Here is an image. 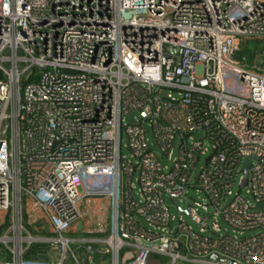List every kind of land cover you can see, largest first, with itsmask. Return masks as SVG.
<instances>
[{"label":"built area","instance_id":"built-area-1","mask_svg":"<svg viewBox=\"0 0 264 264\" xmlns=\"http://www.w3.org/2000/svg\"><path fill=\"white\" fill-rule=\"evenodd\" d=\"M250 40L262 51L238 58ZM95 197L106 238L78 230ZM24 199L51 236L19 221ZM259 204L264 0H0V264H80L83 246L110 264H264ZM38 239L53 261L26 258Z\"/></svg>","mask_w":264,"mask_h":264},{"label":"rangeland","instance_id":"rangeland-1","mask_svg":"<svg viewBox=\"0 0 264 264\" xmlns=\"http://www.w3.org/2000/svg\"><path fill=\"white\" fill-rule=\"evenodd\" d=\"M254 44H255L256 48L259 50V52H261L262 51V45L259 44V43H257V44L254 43ZM189 195L191 197H193V198H197L198 196L201 197V198L205 197V195L203 193H201V192L197 193L195 191H190ZM26 201H27V199H26ZM28 202H32V201L28 199ZM25 204H26V202H25V199H24L23 203L21 204L22 207L20 206L22 208V211L20 212V214L18 213L19 221H21L24 224V226L29 228L34 233V235H33L34 237H45V236H41L40 233L43 232V231H45V232L46 231L47 232L50 231L49 223L43 219V217H42L43 215H42L41 212L40 213L34 212L31 207H28L29 203H28V206H27L28 209L26 208V210H25ZM108 206H109V204H108ZM26 211H27V213H26ZM171 212H172V214L178 216V211L176 210V208L174 206H171ZM25 213L27 215H25ZM20 216H22V220H20V218H21ZM10 237H13V234H10ZM0 242L3 243L4 246L6 248H8L12 252L13 243H10V242L6 243V242H3V241H0ZM13 242L17 246H19L20 243H21L20 240L17 239V238L14 239ZM24 246H25V244H24ZM88 255L89 254L87 253V254H85L83 256L82 254L79 253L80 264H108V262L105 259H103V258H98L97 261H96L95 258H93V260L92 259L90 260V259H88ZM1 261H3V260H1ZM150 262L152 264H169L170 263V259L168 257H165V256L154 254V255H152L150 257ZM69 264H76V263L73 261V259H71L69 261ZM177 264H190V263L184 262V261H178Z\"/></svg>","mask_w":264,"mask_h":264},{"label":"trees","instance_id":"trees-1","mask_svg":"<svg viewBox=\"0 0 264 264\" xmlns=\"http://www.w3.org/2000/svg\"><path fill=\"white\" fill-rule=\"evenodd\" d=\"M257 40H250V41H246L243 44V50L240 51V53L238 54V58H242L244 56V54L247 56L248 60H254L257 56V48L255 46L254 43H260V41ZM25 215H27L25 213ZM27 217V216H26ZM11 225V219L10 216H8L4 222V224L1 227V234H3V232ZM28 226V225H27ZM29 227V226H28ZM41 235L44 236H51L50 233H46V232H41ZM77 246V245H76ZM50 243H46V242H33L28 246V249L25 253L26 258L32 259V260H50L52 259L53 255L50 254ZM97 247L101 248L100 245H97ZM82 254L83 256L85 254H87L86 248L85 246L81 247L78 249V254ZM0 261H7V260H11L13 254L12 252L6 248L4 246L3 243L0 242ZM94 258L96 259V261L98 260V258H103L105 259L108 263L111 260V254L108 252L105 253H101V252H96L94 254Z\"/></svg>","mask_w":264,"mask_h":264},{"label":"crops","instance_id":"crops-1","mask_svg":"<svg viewBox=\"0 0 264 264\" xmlns=\"http://www.w3.org/2000/svg\"><path fill=\"white\" fill-rule=\"evenodd\" d=\"M81 207L84 215V223H83L84 228L82 227V229L86 231L87 234L92 236L93 238H106L110 233L109 232L110 229L108 227L110 221V213H109L110 211L108 210L107 212H105L103 208L104 207H107V209L110 208L109 199L98 198V197L89 198L88 200L82 203ZM103 225H106V230L104 229L101 231L100 228ZM89 231H93V232L90 233ZM54 259L55 257L53 255L52 259L46 261H53ZM110 262L108 264H110Z\"/></svg>","mask_w":264,"mask_h":264},{"label":"water","instance_id":"water-1","mask_svg":"<svg viewBox=\"0 0 264 264\" xmlns=\"http://www.w3.org/2000/svg\"><path fill=\"white\" fill-rule=\"evenodd\" d=\"M170 52L173 53V54L177 53V48L176 47L170 48ZM130 119L131 120H135L136 119V116L135 115H131L130 116ZM250 161H251L250 158H247L246 161H245V168L243 170V172H244V178H243L242 183L240 185L241 188H243V187H245L247 185V182H248V166L250 165ZM259 207H263L264 208V204H259ZM82 226H83V224L82 223H79L78 224V230H81L82 229ZM42 241L43 240L38 239V242H42ZM57 255H58V252H56L54 254V257L56 258Z\"/></svg>","mask_w":264,"mask_h":264}]
</instances>
